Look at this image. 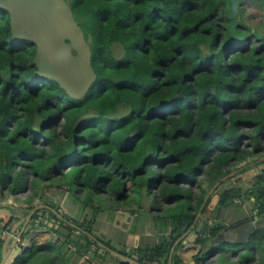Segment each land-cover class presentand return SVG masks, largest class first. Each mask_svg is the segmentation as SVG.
Wrapping results in <instances>:
<instances>
[{
  "label": "trees",
  "instance_id": "trees-1",
  "mask_svg": "<svg viewBox=\"0 0 264 264\" xmlns=\"http://www.w3.org/2000/svg\"><path fill=\"white\" fill-rule=\"evenodd\" d=\"M65 1L90 46L96 74L80 98L36 75L35 44L12 39L9 13L0 7V188L15 195L41 183L36 195L43 199V189L74 186L86 203L108 195L115 209L135 204L140 211L146 197L149 208L161 212L151 217L168 232L146 249L163 258L161 264L176 242L172 261L179 263L178 240L203 203L201 215L212 216L243 197L253 201L261 222L230 248L242 250L240 264H264V256L255 261L253 254L257 244L264 251V169L253 172L245 190L223 179L231 162L254 153L242 148L243 140L262 149L264 34L240 18L238 30L247 38L230 43L228 0ZM113 44L121 46L120 57ZM201 175L209 176V189L216 185L213 210L210 198L203 200L209 189L197 182ZM202 221L192 230L193 242L204 246L225 224ZM212 246L194 259L206 260Z\"/></svg>",
  "mask_w": 264,
  "mask_h": 264
},
{
  "label": "crops",
  "instance_id": "crops-1",
  "mask_svg": "<svg viewBox=\"0 0 264 264\" xmlns=\"http://www.w3.org/2000/svg\"><path fill=\"white\" fill-rule=\"evenodd\" d=\"M44 198L40 200H34L32 203H23L17 205L14 202H0V204H5L11 208L14 214L17 215L16 218H11L7 216H2L1 224L7 222V227H3L0 231V264H3L1 261V256L4 255V258L16 253V250L13 248V241L15 235H18L21 230V222L23 220L29 219L26 228L32 230V227L35 225V214H30V210L36 206L47 205L52 207L54 210H60L61 216L65 221L71 222L73 225L78 228L68 225L66 222L59 220L56 215L47 210L40 209L43 216L48 219L49 224L46 226L47 230L34 229L33 237L29 240H21L18 243H21L27 247V250L36 245L37 248L33 254L26 253L23 254L19 263L21 264H121L123 260L111 253L109 250L102 249V244L110 250L116 251L124 256H130L135 254L139 257V262L143 264H161V257L159 256H150V252L146 249L153 247L154 243H159L161 235H168V232H161L159 227L154 225L153 229L150 230L148 224L144 225L142 221L138 220L134 222L133 217L139 215L137 210H120L117 207L114 211L112 204L109 205V208L103 209L102 206H95L92 204V201H98V197L91 199V205L97 210H104L106 215L104 218L99 219L97 216H93V220L84 216L87 209H83L82 212L80 209V194L77 189L73 186L68 188L67 186H61L60 188L52 187L46 192H43ZM47 200L46 201H44ZM97 199V200H96ZM113 203V202H111ZM122 204V203H120ZM119 204V205H120ZM204 204V203H203ZM108 207V206H107ZM84 208H87L85 206ZM91 210L87 212L90 213ZM95 211V210H94ZM118 211H124L131 216L130 220H126L125 217L117 216ZM81 213V214H79ZM103 213V212H102ZM81 215L82 218L79 219L77 216ZM93 215V214H91ZM31 216V217H29ZM11 221L9 222V220ZM54 221V223H51ZM76 222H75V221ZM84 222H89L90 231L86 232L83 229L86 228L87 224ZM92 222V223H91ZM237 221L233 222L236 223ZM231 223V224H233ZM231 224H225V230H230V235L226 239L233 241H238V228H230ZM88 226V225H87ZM239 226V223L235 224L232 227ZM8 227L11 229L12 234L8 232ZM257 227V226H256ZM87 229V228H86ZM233 229V230H231ZM195 231L192 229L187 232L186 236L183 239H179L181 244L176 250V254L179 259V263L172 261V256L170 252L168 254V260L166 264H197V261L193 258L197 254L199 244H193V236L190 234ZM71 235V240H66L64 235ZM84 233L86 234L89 240L82 238V240H77L76 237ZM69 235V236H70ZM80 236V235H79ZM52 239V241H49ZM76 239V240H75ZM213 240V239H212ZM183 241H186L184 244ZM218 241V240H216ZM214 241L212 244H214ZM178 243V242H177ZM220 243V241H219ZM153 244V245H152ZM177 246V244H176ZM175 246V248H176ZM207 247V245L205 244ZM173 247V246H172ZM171 247V248H172ZM213 247V246H212ZM215 247V246H214ZM174 248V250H175ZM197 248V251H196ZM208 248H211L208 246ZM102 249V253L100 252ZM228 249H231L230 247ZM171 250V249H170ZM173 250V252H174ZM208 252V251H207ZM240 252V251H238ZM125 253V254H123ZM203 253V252H202ZM206 253V252H204ZM9 254V255H8ZM173 254V253H172ZM232 255H237V252H232ZM19 257V256H18ZM17 257V258H18ZM16 258V259H17ZM240 259V257H239ZM207 260V259H206ZM223 260V259H222ZM205 260H199V264H203ZM2 262V263H1ZM6 264L9 263V259L5 260ZM10 264H17L16 261ZM219 264V262L217 263ZM238 264H240L238 262Z\"/></svg>",
  "mask_w": 264,
  "mask_h": 264
},
{
  "label": "water",
  "instance_id": "water-1",
  "mask_svg": "<svg viewBox=\"0 0 264 264\" xmlns=\"http://www.w3.org/2000/svg\"><path fill=\"white\" fill-rule=\"evenodd\" d=\"M242 2L243 0H228V9L225 12V16L228 20L227 37L230 43H237L247 38L246 34L238 30L240 23L238 14ZM0 7L9 13L12 39L15 41L29 40L35 44L33 62L37 67L35 71L36 75L57 81L59 86L71 97H82L94 81L96 74L91 66L90 46L84 37L80 25L75 20L68 3L65 0H0ZM211 190L208 194H210ZM215 198H219V196L215 195ZM202 207L203 204L196 214L194 223L198 219ZM41 208L53 212L59 218L60 222L63 221L72 227L78 228L71 222L65 221L61 216L60 210H54L47 205H40L34 207L29 212L30 214L36 215L35 225L32 227V230L37 228L44 231L47 230L46 226L49 222L43 216V213H41ZM0 215L11 218L17 217L11 208L5 204H0ZM117 216L125 217L126 220H130L131 218L124 211H118ZM29 219L27 218L21 222V230L17 235L21 240H29L34 235L35 231L26 228ZM257 221V217L255 216L253 222H247L242 228H239L238 239L245 240L256 228ZM50 222L54 223L51 220ZM194 223L181 236V240L193 228ZM2 226L7 227V222H3ZM8 232L12 234L9 227ZM190 234L193 236V239L197 236L194 232ZM49 241H52V239H49ZM183 242L184 244L186 243V241ZM213 242L214 240L207 239L205 244L209 247L212 245L215 246L212 244ZM176 244L177 242L171 248L170 256H172ZM101 246L102 249L109 250L114 255L120 257L123 260L121 264H143L139 262V257L135 254L124 256L108 249L103 244ZM13 248L16 250V253L11 255L12 257L9 258L7 256L4 258V255L1 256L3 264H6L5 260L8 259V264L14 261L17 264H21L19 263V259L23 254L25 255L27 253V247L14 240ZM102 249L100 251L101 253Z\"/></svg>",
  "mask_w": 264,
  "mask_h": 264
},
{
  "label": "rangeland",
  "instance_id": "rangeland-1",
  "mask_svg": "<svg viewBox=\"0 0 264 264\" xmlns=\"http://www.w3.org/2000/svg\"><path fill=\"white\" fill-rule=\"evenodd\" d=\"M241 13L239 12L238 16L239 19L243 21V24H245L246 28H252L254 29L255 34L259 35V33L264 34V0H243L241 4ZM254 43H257L256 40L252 39ZM112 50L115 54V56L120 57L122 55V48L119 44H113ZM261 150L255 151L253 150L250 144V141L248 139L243 140L242 142V148H245L246 150H251L254 152L251 155H248L243 161H233L228 165L229 174L224 179V181H228L229 184H235L237 187H239L242 190H245L248 187V179L251 177L253 172L260 168L264 169V137H261ZM209 176L201 175L198 177V181L201 185V188L203 189H209ZM45 184V183H44ZM199 184H195L193 186V193L198 196L200 195L201 188L198 186ZM41 186V183L36 188L30 184V187L28 190L20 191L19 193L15 195H11L5 188H0V202H14L17 205H21L23 203H31L34 202V200H40V198L36 195V190L38 187ZM214 187V186H213ZM200 188V189H199ZM50 188L43 189L44 192L49 190ZM212 189V188H211ZM209 189L207 193L204 195V199L207 196L206 201L210 198L208 207L210 210H213L216 207V204L219 200V198H215V195H212L213 190ZM211 190L210 194L209 191ZM40 191V189H38ZM82 195L78 196L80 197V209L82 212L83 209L86 210V214L84 216L91 218V221L93 220V216H97V218L102 219L104 218V215H106V212L104 210H95L92 208L91 203L84 202L85 199H82ZM98 201H92V204L97 206H102L103 209L109 208V205L112 204L114 206L113 202L108 195H100L98 196ZM203 199V200H204ZM146 197H144V211H140L141 209L138 208L135 204L130 205H124L120 204L119 209L120 210H137L139 212V215H135L133 217L134 222H137L138 220L142 221L144 225L148 224L150 227V230L153 229L152 226L154 225L158 226L160 229L164 227L165 223L161 221H154L151 217L161 214V212H156L153 209H150L148 206V203L146 202ZM152 200V199H150ZM165 204V203H164ZM166 205V204H165ZM164 205V206H165ZM87 206V208H84ZM108 206V207H107ZM153 206V203H152ZM167 206V205H166ZM253 208V201L247 200L243 197L236 199L234 203H231L226 208H221L220 210H216L214 214L211 216V214H203L198 216V219L201 221L200 225L197 229H199L200 226H202V220H205L206 218H212V220L223 222L224 224H231L235 221L241 220V219H248L250 217H253L255 214L252 212ZM88 210H91L90 213L87 212ZM115 210V207L112 209V211ZM103 212V213H102ZM81 214V213H79ZM93 214V215H91ZM257 217V216H256ZM77 218L81 219L82 216L79 215ZM257 224L260 223V218L257 217ZM92 223V222H91ZM196 233V232H195ZM226 238V237H225ZM228 240V239H226ZM230 241V240H228ZM156 244V243H154ZM194 244V242H193ZM153 245V244H152ZM195 245H197L195 243ZM215 247L213 252L207 257V260L204 261L203 264H217L220 261H224L227 264L233 263L238 264L239 257L241 256L242 250L240 252H237V255H232L231 249L226 250L227 248L231 246H235L233 242H227L224 243L223 241H216L214 243ZM213 249V248H212ZM197 251V248H196ZM210 251V250H208ZM253 254L255 255L254 260L257 261V259L260 256H264V251L262 249V244H257L256 249H254ZM194 258V257H193ZM223 259V260H222ZM263 260H258V264L262 263ZM199 264V262H197ZM221 264V263H220Z\"/></svg>",
  "mask_w": 264,
  "mask_h": 264
},
{
  "label": "flooded vegetation",
  "instance_id": "flooded-vegetation-1",
  "mask_svg": "<svg viewBox=\"0 0 264 264\" xmlns=\"http://www.w3.org/2000/svg\"><path fill=\"white\" fill-rule=\"evenodd\" d=\"M254 217H255V215L253 217L248 218V219L245 218V219L238 220L236 223L231 224L230 225V228H235V229L238 228V227L242 228V226L245 225V223H247V222H250V223L253 222L254 221ZM237 223H239V226L232 227V226H234ZM231 230H233V229H231ZM229 231L230 230H225L224 232H222V233L219 234L218 238L213 239V240L215 241V240H219V239H221L223 237H228V235H230V232ZM199 248H200L199 250H202L203 253L204 252H207L210 249V248L205 247V245L204 246L203 245H199Z\"/></svg>",
  "mask_w": 264,
  "mask_h": 264
},
{
  "label": "built area",
  "instance_id": "built-area-1",
  "mask_svg": "<svg viewBox=\"0 0 264 264\" xmlns=\"http://www.w3.org/2000/svg\"><path fill=\"white\" fill-rule=\"evenodd\" d=\"M1 219H2V216L0 215V231L3 229L2 224H1ZM14 236H15L16 241L20 242L19 237L17 235H15V234H14Z\"/></svg>",
  "mask_w": 264,
  "mask_h": 264
}]
</instances>
